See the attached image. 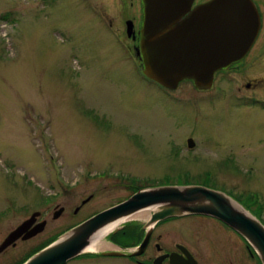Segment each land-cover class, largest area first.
<instances>
[{"label": "rangeland", "instance_id": "374dc122", "mask_svg": "<svg viewBox=\"0 0 264 264\" xmlns=\"http://www.w3.org/2000/svg\"><path fill=\"white\" fill-rule=\"evenodd\" d=\"M128 1L0 0V236L35 209L65 205L66 229L131 187L167 181L164 172L185 168L184 157L169 161L171 145L185 154L189 139L197 154L238 165L231 181L264 204V109H239L193 80L169 93L143 77L123 31L138 16ZM247 64L263 76L264 37ZM227 77L230 88L236 79ZM184 233L197 245L212 229L190 222Z\"/></svg>", "mask_w": 264, "mask_h": 264}, {"label": "water", "instance_id": "95a60500", "mask_svg": "<svg viewBox=\"0 0 264 264\" xmlns=\"http://www.w3.org/2000/svg\"><path fill=\"white\" fill-rule=\"evenodd\" d=\"M194 0H143L139 54L142 72L175 89L182 80L210 87L214 74L241 60L252 47L260 26L250 0H209L192 8ZM131 29V27H129ZM190 144L194 141L189 139ZM142 210H153L150 224L193 213L218 217L237 229L256 248L264 264V224L241 202L202 185H160L142 188L114 206L71 227L22 264H66L95 250L123 222ZM61 208L58 211L60 214ZM32 219L6 239L2 248L24 233ZM115 225L101 240L96 238ZM43 224L28 233L42 231ZM96 240V241H95ZM120 252H112L117 254Z\"/></svg>", "mask_w": 264, "mask_h": 264}, {"label": "flooded vegetation", "instance_id": "af4514ba", "mask_svg": "<svg viewBox=\"0 0 264 264\" xmlns=\"http://www.w3.org/2000/svg\"><path fill=\"white\" fill-rule=\"evenodd\" d=\"M207 1L209 0H194L192 7ZM250 1L256 7L260 22L256 39L248 53L241 60L215 73L213 82L208 89H212L214 93L212 96L215 98L216 96L226 94L228 97H233L239 109H253L254 107L264 109V89H261L264 85H260V83H264V74H262L263 76L251 77L247 70L249 68L247 59L251 55V52L256 50L260 38L264 37V0ZM128 2H131V6L136 7L135 13H138L136 14L138 16L126 18L123 31L127 37V49L130 51L129 53L133 61L135 60V66L139 71L141 66L139 48L140 30L143 22V1L129 0ZM95 6L98 7L97 2ZM129 27H131V29H129ZM139 72L141 73V71ZM141 75L145 77L142 73ZM227 75L236 79L230 88L227 81V86L224 84L225 80L229 78ZM160 87L169 93L173 92V90H168L162 86ZM184 145L186 147L184 149L185 154L184 152L182 153V148H180L181 150L176 149L175 145H171L172 147L169 149L170 152L168 154L174 155L172 159H169L171 162H177L178 159L180 160V157H184V161H181L184 162L185 168H181L176 174L164 172L163 179L165 178L167 181L131 187L126 198L111 206L127 200L142 188L160 185L197 184L227 193L241 202L264 223V204L260 196H257V194L252 191L248 193L240 191L231 181V179L236 176V168L232 170V167H237L238 165L225 159L224 153L220 155L223 156L221 158H219L220 156L216 157L211 154L209 156L204 153V150H202L201 154H197L198 152L195 151H201V149H198L199 144L195 140L193 144L188 142L181 146ZM220 145L221 144H217L216 146ZM201 162H210V164L201 165L203 169L198 171L195 168ZM192 165H194L195 168H193ZM179 175L183 176L184 180L177 182L175 179H177ZM124 184L127 185L126 182ZM241 195L245 197L240 198ZM87 202L88 200L84 199L82 204ZM61 208H63V211L58 214ZM9 210L16 209L10 208ZM79 210L80 206L75 209L74 214H77ZM65 211L66 206L57 203L53 208L47 206L44 209L32 210L29 215L25 216L20 222H17L3 236H0V264H22L36 251L48 245L66 230L102 210H97L81 221L64 229L63 223L60 220ZM141 212H143L144 215L133 216L123 222L121 229L118 232L110 234L97 245L94 251L79 255L69 260L66 264H70L71 262L83 264V261H88L89 264H103L106 262L112 264H263L259 253L250 241H248L237 229L218 217L208 214L193 213L171 216L154 224H150L154 211L142 210L139 213ZM6 214L5 212H1L0 216L4 217ZM32 218L33 221L30 223L28 229L17 239L2 248L7 237L24 222ZM190 222L206 223L212 229L211 235H209V237L207 234L200 236L196 239V242H198L196 243L197 245H193L189 240L192 236L190 235L188 237L189 233H184L185 226ZM40 224H43L42 231L37 232L33 236L25 237L35 228H38ZM49 229L54 231L39 244L34 245L28 251L20 249L21 245L23 246L33 242V240L38 239ZM112 252H120V254H112Z\"/></svg>", "mask_w": 264, "mask_h": 264}, {"label": "bare ground", "instance_id": "6f19581e", "mask_svg": "<svg viewBox=\"0 0 264 264\" xmlns=\"http://www.w3.org/2000/svg\"><path fill=\"white\" fill-rule=\"evenodd\" d=\"M139 215H144V214H143V212L138 213V214H135V216H139ZM114 226H115V225H111V226L107 227L106 229H104L103 231H101V232L99 233V236L96 238V240H97V241L101 240L102 237L104 236V234L107 233V232H108L110 229H112ZM96 240H95V241H96ZM99 244H100V243H99Z\"/></svg>", "mask_w": 264, "mask_h": 264}]
</instances>
